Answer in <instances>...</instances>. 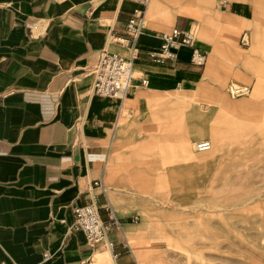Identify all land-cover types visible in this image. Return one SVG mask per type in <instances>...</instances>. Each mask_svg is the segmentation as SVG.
Listing matches in <instances>:
<instances>
[{
	"label": "crops",
	"instance_id": "0c3cea01",
	"mask_svg": "<svg viewBox=\"0 0 264 264\" xmlns=\"http://www.w3.org/2000/svg\"><path fill=\"white\" fill-rule=\"evenodd\" d=\"M226 1L0 0V264H137L129 243L139 223L115 212L103 178L110 144L124 141L140 95L195 91L200 76L215 78L220 50L206 32L213 29L232 44L239 25L253 28L239 59L251 71V98L264 95V28L244 19L242 11L213 16L214 7ZM135 8L143 11V27L132 58L133 87L121 100L94 94L92 67L99 52L129 55L119 39L128 37ZM169 27L202 31L193 45L208 54L201 72L190 63V46H171L173 58L155 57ZM220 85L202 86L212 95L205 107L195 100L172 103L180 106L190 137L207 134L222 146L239 118L234 107L211 105L222 93ZM183 150L188 152L187 144ZM90 199L103 220L109 221L108 208L117 217L119 229L112 225L108 234L110 248L89 246L80 230L66 232L73 209ZM154 263L162 261L156 257Z\"/></svg>",
	"mask_w": 264,
	"mask_h": 264
},
{
	"label": "rangeland",
	"instance_id": "374dc122",
	"mask_svg": "<svg viewBox=\"0 0 264 264\" xmlns=\"http://www.w3.org/2000/svg\"><path fill=\"white\" fill-rule=\"evenodd\" d=\"M235 11L264 28V0H227L214 7L213 16ZM153 18L164 22L161 15ZM237 27L232 44L223 43L213 29L206 32L220 50L215 78L200 76L195 91L143 92L136 116L126 120L124 141L110 144L104 188L115 212L139 223L129 243L137 264H143L138 252L144 264H155L156 257L162 264H264V95L252 100L251 71L239 60L251 44L253 28ZM193 31L203 37L197 27ZM242 32H247V45L239 43ZM220 83L222 93L211 105L234 107L239 118L222 146L207 134L190 137L180 106L172 103L195 100L205 107L212 95H205L202 86ZM231 83L251 90L231 98ZM201 139L210 141V150H195ZM213 151L220 155L210 156Z\"/></svg>",
	"mask_w": 264,
	"mask_h": 264
},
{
	"label": "built area",
	"instance_id": "2783aa9c",
	"mask_svg": "<svg viewBox=\"0 0 264 264\" xmlns=\"http://www.w3.org/2000/svg\"><path fill=\"white\" fill-rule=\"evenodd\" d=\"M140 1L143 4L147 2V0ZM142 16V9L135 8L127 25L128 37L119 39L122 45L128 47V56L110 52L105 48L99 52L97 60L92 67V93L121 100L131 91L134 79L132 58L137 52L136 42L143 27ZM161 40L162 42L155 57L160 59L173 58L175 53L170 49L171 46L186 45L192 47L190 54V63L192 65L200 67L205 63V52L193 47L195 36L190 28L173 27L162 33ZM239 43L241 45L248 44L247 32L240 34ZM139 81L141 85L147 84L145 77H139ZM249 90L250 88L246 84H229L227 86V93L231 98L247 95ZM209 147L210 142L206 139L198 140L195 144L197 151L207 150ZM99 210L100 206L92 199L82 205L76 206L73 209L72 222L66 225V232L80 230L83 232L86 243L89 246L102 243L105 247L110 248L113 242L108 238V234L112 225L116 229H119V223L117 217L111 214L109 208L107 209L109 221L101 218ZM62 221L65 223L64 220Z\"/></svg>",
	"mask_w": 264,
	"mask_h": 264
},
{
	"label": "bare ground",
	"instance_id": "6f19581e",
	"mask_svg": "<svg viewBox=\"0 0 264 264\" xmlns=\"http://www.w3.org/2000/svg\"><path fill=\"white\" fill-rule=\"evenodd\" d=\"M192 30V33L193 34H195L194 33V31H193V29H191ZM147 80V79H146ZM232 84V83H231ZM250 88V87H249ZM251 90V89H250ZM250 90H249V92H250ZM249 92H248V94H249ZM107 97H109V98H114V97H110V96H107ZM115 99H117V98H115ZM207 140V139H206ZM209 141V140H208ZM210 142V141H209ZM196 144V143H195ZM211 149V143H210V147L207 149V150H203V151H199V152H204V151H208V150H210ZM196 150V149H195Z\"/></svg>",
	"mask_w": 264,
	"mask_h": 264
}]
</instances>
